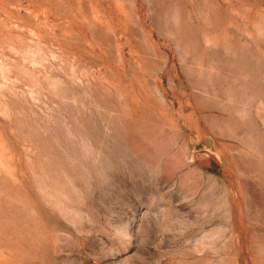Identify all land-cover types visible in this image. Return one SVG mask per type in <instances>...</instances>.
Returning <instances> with one entry per match:
<instances>
[{"label":"rangeland","instance_id":"obj_1","mask_svg":"<svg viewBox=\"0 0 264 264\" xmlns=\"http://www.w3.org/2000/svg\"><path fill=\"white\" fill-rule=\"evenodd\" d=\"M0 264H264V0H0Z\"/></svg>","mask_w":264,"mask_h":264}]
</instances>
